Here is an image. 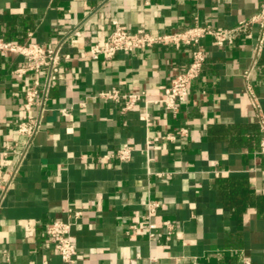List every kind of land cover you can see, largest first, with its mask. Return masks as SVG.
<instances>
[{"label":"crops","instance_id":"obj_1","mask_svg":"<svg viewBox=\"0 0 264 264\" xmlns=\"http://www.w3.org/2000/svg\"><path fill=\"white\" fill-rule=\"evenodd\" d=\"M261 1L0 0L1 37L72 55L34 109L41 127L28 140L17 132L24 92L35 77L43 87L46 70L17 77L11 70L24 58L0 53V149L17 142L23 153L2 160L0 264H63L45 231L58 218L74 222L75 264H264V155L242 76L258 27L223 46L202 40L204 70L175 113L162 104L164 89L189 63L190 47L77 56L103 41L113 20L152 33L196 22L232 27ZM253 82L264 113V48ZM113 87L144 92L146 101L123 111L96 96ZM125 145L131 158L121 160L116 151ZM149 199L160 202L155 237Z\"/></svg>","mask_w":264,"mask_h":264},{"label":"built area","instance_id":"obj_2","mask_svg":"<svg viewBox=\"0 0 264 264\" xmlns=\"http://www.w3.org/2000/svg\"><path fill=\"white\" fill-rule=\"evenodd\" d=\"M256 25L259 29L253 46V59L250 66L243 72V81L245 92L247 93L253 107L256 111V117L261 133L259 152L264 155V113L259 105L256 94L253 74L258 65L259 57L264 48V0L261 1L258 11L248 19L240 21L232 27L212 26L209 24L194 23L179 31H168L152 33L145 29L139 28L130 30L122 26L118 20L112 21L111 29L107 37L101 41L92 44L85 52L77 56L82 59L97 60L101 57L112 58L119 51L130 52L136 49L147 48L152 46H173L180 48L188 46L191 48L190 61L187 66L177 72L171 78L169 84L164 89L162 104L171 111L177 112L181 104L187 99L191 83L198 78L204 70L206 64V54L201 47V42L206 37H211L218 45L231 44L239 36H251L250 28ZM76 40H73L75 42ZM0 53L17 54L24 58L22 64L14 67L11 73L17 77H23L28 73L38 74L43 69L46 70L45 85L42 87L40 78L35 77L33 82L26 87L22 102L23 114L17 124L18 134L25 136L30 140L40 129V116L34 113V109L41 107L43 100L47 95L49 87L54 85L59 78L62 60L70 59L71 54L61 52L60 46H47L34 41H16L5 39L0 36ZM98 97L112 101L120 105L123 111H129L137 107L141 101H146L144 92L122 91L117 87L108 90H101L97 93ZM84 105V103H81ZM62 112L66 115L67 109ZM141 119L147 120V115H142ZM181 135H187L188 129L180 128ZM168 139H174L173 134L165 136ZM12 153L22 152L18 150V143H9L0 149V189L5 188L1 182L2 160ZM132 147L125 145L116 151V156L121 160L131 158ZM160 202L155 199L146 201L145 218L148 222L149 235L155 237L156 224L152 218L157 215ZM75 218L81 216V210L69 209ZM72 220L54 219L47 223L46 234L51 238L55 251L60 256L63 264H75L77 248L72 239ZM169 229L172 224L165 222ZM135 225H131L134 228Z\"/></svg>","mask_w":264,"mask_h":264}]
</instances>
